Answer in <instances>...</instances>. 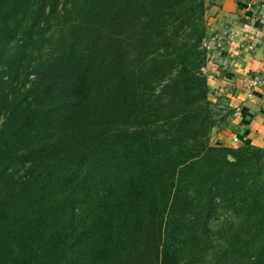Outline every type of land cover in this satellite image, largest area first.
Here are the masks:
<instances>
[{
  "label": "trees",
  "instance_id": "16d2710c",
  "mask_svg": "<svg viewBox=\"0 0 264 264\" xmlns=\"http://www.w3.org/2000/svg\"><path fill=\"white\" fill-rule=\"evenodd\" d=\"M205 4L0 0V234L35 187L82 227L31 225L0 264H181L220 238L264 264V147L208 142Z\"/></svg>",
  "mask_w": 264,
  "mask_h": 264
},
{
  "label": "crops",
  "instance_id": "0c3cea01",
  "mask_svg": "<svg viewBox=\"0 0 264 264\" xmlns=\"http://www.w3.org/2000/svg\"><path fill=\"white\" fill-rule=\"evenodd\" d=\"M206 4L208 55L219 72L212 83L234 109L232 123L218 139L263 146L264 89L251 84L264 72V0H206Z\"/></svg>",
  "mask_w": 264,
  "mask_h": 264
},
{
  "label": "rangeland",
  "instance_id": "374dc122",
  "mask_svg": "<svg viewBox=\"0 0 264 264\" xmlns=\"http://www.w3.org/2000/svg\"><path fill=\"white\" fill-rule=\"evenodd\" d=\"M205 5L207 7V4ZM206 41H207V37H205L203 40V47L206 50V53L204 55V61H203L204 65L202 71L207 78V87H208L207 98L209 102H207L204 105L205 111L207 109L205 114H208V118L206 122L208 121V124L211 125L208 129V134H207L208 142L212 146L238 147L243 143H238L234 141V143H231L232 144L231 145L229 143H223L222 140L221 143L220 140L218 139V136L222 134V130L229 127L230 124L232 123L231 117H233L232 114H234L233 113L234 109L230 107L229 103H225V101L223 100L224 95L219 93L218 92L219 89L216 88V84L214 83L213 85L212 83V81L215 80V78L218 76L219 72L217 70V67H214L211 64V59L208 55V50L211 45H209V43ZM251 85L252 87H254L253 82ZM257 87H261L264 89V87L262 86H257ZM160 89L161 87L157 86L156 92L158 93ZM157 128L158 127H156L155 129ZM150 129L153 130L151 127ZM261 147H264V145ZM23 171L24 170L21 169L19 173L22 174ZM15 198H16V202L15 204L14 203L13 204L15 206V211L18 213V216L13 221L9 222V224L7 225L4 224L2 227V232L0 234V244H2L1 248L4 250L5 253H8L7 249L10 250L16 244L17 242L16 236L19 235L22 237L23 235L21 234V232H23L25 235V231L26 234H28V227H30L31 225H34V228L36 227V225L41 226L38 227L41 230V232L38 234V237L43 238L44 234L50 233L54 240L58 239L59 237L60 238L66 237V234L69 235L75 234L77 230L82 228V227H69V224L60 223L57 221L58 216L56 210L57 204L55 203V195L52 199L48 200V205H45L43 203L42 207L37 209L36 202L40 198L39 187H35L34 193L32 194L28 192V188H27L25 192H23L20 196H16ZM76 211L77 213H79V209H77ZM217 216L218 215H216V217ZM52 223H54V226H52ZM209 228H210L209 236L211 238L212 235L214 239V238H220L221 232L225 234L226 228L228 227H209ZM48 241L49 238L48 240L44 239L43 243H46ZM218 242L222 243L221 246L216 247L217 250H214L212 253H209L210 255L207 254L200 260L195 259L191 261H183L181 264H234L235 262H233L231 258L220 260L219 258L213 257V254L215 252L220 251L224 246L223 244L225 243V242H221V238L218 239ZM2 255H4V253H2ZM14 257H15L14 252L11 255H9L8 257L9 263L11 264L13 263Z\"/></svg>",
  "mask_w": 264,
  "mask_h": 264
},
{
  "label": "built area",
  "instance_id": "2783aa9c",
  "mask_svg": "<svg viewBox=\"0 0 264 264\" xmlns=\"http://www.w3.org/2000/svg\"><path fill=\"white\" fill-rule=\"evenodd\" d=\"M254 86L264 87V73L255 76L252 80Z\"/></svg>",
  "mask_w": 264,
  "mask_h": 264
}]
</instances>
